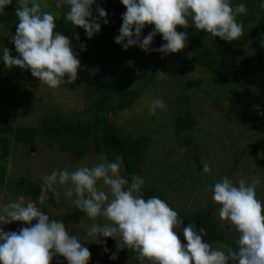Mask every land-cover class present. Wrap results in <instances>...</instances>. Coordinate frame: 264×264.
Wrapping results in <instances>:
<instances>
[{"label": "clouds", "instance_id": "obj_1", "mask_svg": "<svg viewBox=\"0 0 264 264\" xmlns=\"http://www.w3.org/2000/svg\"><path fill=\"white\" fill-rule=\"evenodd\" d=\"M120 3L126 12L114 42L125 51L135 46L146 53L164 55L179 53L188 46L187 32H178L177 28L187 29L190 23L212 37L228 42L240 40L244 25L238 17L247 13L245 3L233 6L232 0ZM12 4L13 0H0V14ZM94 4L98 16L93 15ZM64 6L68 8L65 19L75 28L84 29L88 39L101 31V23H109L106 10L97 0H56L57 9ZM45 7L40 0H16L18 23L11 42L18 55L13 57L4 47L2 61L8 69L28 70L39 83L56 89L65 83L73 84L81 64L71 40L56 30V16ZM260 8L264 10V2ZM146 26H154V30L141 39ZM156 35L162 36L165 43L151 49ZM76 39L79 41L78 35ZM79 47L86 48L84 44ZM156 75L164 79L167 74L158 71ZM166 108L161 99H154L150 105L152 112ZM122 160L117 155L111 162L91 166L84 163L71 171L67 167L53 169L43 177L47 190L57 201L59 189H63L65 198L74 197L71 203L92 221L86 228V236L92 242L100 243V238L117 242V252L110 259L116 260L118 252L126 248L136 253L140 264H264V201L257 197L259 177L249 180L241 176L234 182L225 176L213 185L212 200L219 206L220 220L229 223L238 234L237 247L224 251L205 242L206 230H197L194 223L183 228L187 243L182 244L177 230L183 221L178 212L159 197L145 199V180L135 174L130 179L123 176ZM210 171L205 164L204 172ZM13 222L29 226L5 232L3 226ZM81 242L63 221L50 218L23 196L0 203V264H52L57 256L67 264H89L91 252ZM104 251L108 252L106 246Z\"/></svg>", "mask_w": 264, "mask_h": 264}, {"label": "rangeland", "instance_id": "obj_2", "mask_svg": "<svg viewBox=\"0 0 264 264\" xmlns=\"http://www.w3.org/2000/svg\"><path fill=\"white\" fill-rule=\"evenodd\" d=\"M40 2L46 5L44 10L65 19L64 14L68 10L65 6L57 9L56 0ZM119 20L122 21V15ZM16 27L13 23L0 24V111L14 114L13 127H34L55 115L73 120L84 118L87 114L86 106L79 89L60 86L52 89L27 77L22 69H8L3 64L4 47L10 50L13 57L18 55L11 42ZM153 30L154 26H146L141 39ZM258 38L255 22H248L244 25L243 36L238 41L228 42L207 33L204 41L207 45L219 46L220 57L236 69L240 54L250 57L253 62L255 58L263 61L264 46L257 48L255 44H262ZM157 58L167 62L169 74L164 79L156 77L154 84L145 88L131 106L123 111H112L108 117L122 134L128 133L134 137L144 134L149 138L150 143L138 174L145 180L143 187L158 188L171 206L181 212L207 209L213 202L212 188L216 176L231 167L233 158H239L240 150L264 145V121L261 119L264 71L255 72L246 81H237L210 77L200 72L186 51L168 55L161 53ZM197 78L202 79L199 86L183 90L184 81ZM154 99L163 100L167 108L152 112L150 105ZM184 108L190 110L196 121L189 134L197 142V146H181L180 141L184 134L176 132L172 127V117ZM6 142L8 156L2 163L7 180L4 185H0V203L19 198L8 191L7 185L20 176H28L38 181L42 190L47 189L43 177L53 169L67 167L71 171L84 163L91 166L104 162L101 146L97 145H92L83 157L73 163L66 154L60 153L55 146H46L42 140L35 142L32 149L14 142L11 138H6ZM193 157H197L201 170L196 168ZM261 157V153L256 151L239 158L232 180L235 182L241 176H246L249 180L259 177L261 183L257 186V197L264 201V173L257 168ZM205 164L211 169L208 173L204 172ZM59 191L60 199H56L55 206L45 205L46 214L49 216L62 215L74 207L71 203L74 197L65 198L63 189ZM218 208V205H214L211 220L216 224L220 236L226 241L231 240L238 234L229 223L220 220ZM91 223L84 214L78 222H72L66 227L81 239L82 246L90 250L92 264H140L136 253L126 248L118 252L116 260L110 259L117 252V242L114 240L106 253L103 247L106 243L104 238L96 243L86 236V228ZM27 226L13 222L4 225L3 230L15 232ZM177 234L182 244H186L181 228L177 230ZM214 248L227 250L223 243H216ZM105 258L109 260L103 261ZM52 264H67V261L57 256Z\"/></svg>", "mask_w": 264, "mask_h": 264}, {"label": "trees", "instance_id": "obj_3", "mask_svg": "<svg viewBox=\"0 0 264 264\" xmlns=\"http://www.w3.org/2000/svg\"><path fill=\"white\" fill-rule=\"evenodd\" d=\"M262 2L264 0H233L232 2L233 6L239 3L246 4L247 13L239 16L238 22H242L243 25L255 22L258 28V39L262 42L260 45L255 43L257 48L264 45V10L260 8ZM97 4L106 10L109 23L107 25L101 23V31L91 39L87 38L84 29L75 28L62 16L56 17V30L71 40L73 51L77 53L81 64L78 79L73 84L65 83L60 87L79 89L82 92L87 114L84 118L75 120L55 115L50 120H42V123L34 127H13L14 114L0 111V185H4L7 180L2 163L8 156L6 138H11L14 142L29 148L35 142L42 140L46 146H55L60 153L66 154L73 163L83 157L92 145L101 146L104 161L111 162L117 155L123 158L121 170L123 176L130 179L133 174L140 173L150 143L149 138L144 134L135 137L128 133L122 134L112 124L108 115L112 111H123L131 106L145 88L154 84L158 71L168 75V64L165 60L157 58L161 54L159 52L146 53L135 46L125 51L117 45L114 38L118 36L122 25L119 17L126 11V8L120 0H97ZM15 7L16 0H13V4L6 8L3 14H0V24L13 23L17 26ZM92 7L93 15L98 16L95 11L96 4ZM177 31L187 32L188 46L183 51L189 53L192 63L207 76L246 81L255 72L264 71V59L261 61L255 58L253 62L250 57L242 54H240L236 69H233L231 63L220 57V47L207 45L204 41L206 33L195 29L194 25L190 24L187 29L178 27ZM77 35L79 41L76 39ZM164 43L162 36L156 35L150 48L158 49ZM80 44L86 46L85 50L80 49ZM23 72L27 77L36 79L30 71L23 70ZM65 80L67 81V77ZM201 82L202 79L199 78L186 80L183 82V90L197 87ZM261 119L264 121V98L261 104ZM195 123V119L187 108L172 117L173 129L184 134L180 141L181 146H197V142L189 134ZM256 151H259L262 156L257 162V168L264 173V145L244 148L239 151L238 157L242 158ZM239 158H233L231 167L216 176L215 182L225 176L232 179ZM192 160L196 168L201 170L202 167L197 157H193ZM41 188L38 181L28 176H20L16 181L7 185L8 191L12 192L15 197H25L26 201L34 202L41 211L46 213L45 205L55 206L56 198L50 191L41 190ZM142 194L145 199L153 196L159 197L173 208L163 197L161 191L154 186L143 187ZM214 205L216 204L212 202L207 209L188 213L173 209L178 212L183 221L180 227L182 231L188 224L194 223L197 230L204 227L207 232L204 240L213 248L216 243H223L226 249H235L237 235L231 240H224L217 232L216 224L211 220ZM83 216L84 213L74 206L70 211L62 215L50 216V218L63 221L67 226L72 222H78ZM33 223L36 222L33 221ZM113 243L114 239L108 238L103 247L109 248ZM106 260L109 259L105 258L103 261ZM92 263L93 260L90 259L89 264Z\"/></svg>", "mask_w": 264, "mask_h": 264}, {"label": "water", "instance_id": "obj_4", "mask_svg": "<svg viewBox=\"0 0 264 264\" xmlns=\"http://www.w3.org/2000/svg\"><path fill=\"white\" fill-rule=\"evenodd\" d=\"M32 149V148H31Z\"/></svg>", "mask_w": 264, "mask_h": 264}]
</instances>
